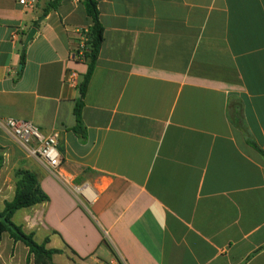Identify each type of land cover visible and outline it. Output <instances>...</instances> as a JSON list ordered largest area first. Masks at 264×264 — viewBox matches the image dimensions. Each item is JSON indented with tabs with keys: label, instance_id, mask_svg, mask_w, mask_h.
Wrapping results in <instances>:
<instances>
[{
	"label": "crops",
	"instance_id": "crops-1",
	"mask_svg": "<svg viewBox=\"0 0 264 264\" xmlns=\"http://www.w3.org/2000/svg\"><path fill=\"white\" fill-rule=\"evenodd\" d=\"M50 1L0 0V119L57 131L68 183L0 125V210L28 169L48 200L12 220L56 264H264V0H97L82 134L72 54L91 19ZM0 264L34 259L2 232Z\"/></svg>",
	"mask_w": 264,
	"mask_h": 264
},
{
	"label": "trees",
	"instance_id": "trees-1",
	"mask_svg": "<svg viewBox=\"0 0 264 264\" xmlns=\"http://www.w3.org/2000/svg\"><path fill=\"white\" fill-rule=\"evenodd\" d=\"M59 0L50 1L44 12H48L57 6ZM87 15L91 19V25L85 30V52L84 61L87 64L82 80L78 83L77 89L79 96L75 101L73 108L75 116V126L73 130L78 133H83V122L81 119V110L83 106V96L87 87L88 81L93 72L98 51L103 40V26L99 20V11L97 0H82ZM3 164V156L0 152V167ZM16 189L14 197L11 200L5 201L2 210H0V234L8 232L13 240H20L33 255L34 264H56L52 261V256L55 253H60V249L47 248L46 243L48 237L41 243L35 241L32 232H25L19 224L13 220V214L16 210L35 205L37 203L48 200V195L42 190L36 175L28 169H17L15 171Z\"/></svg>",
	"mask_w": 264,
	"mask_h": 264
},
{
	"label": "built area",
	"instance_id": "built-area-1",
	"mask_svg": "<svg viewBox=\"0 0 264 264\" xmlns=\"http://www.w3.org/2000/svg\"><path fill=\"white\" fill-rule=\"evenodd\" d=\"M19 3L32 7L35 4V0H19ZM85 40L86 34L83 32L72 57L84 60ZM71 75L75 76L76 73L72 72ZM0 125L12 135L28 156L34 157L45 165L57 179L63 183H68L66 176L61 170V154L57 148L59 136L57 131L44 134L30 121L12 117L0 119ZM74 189L87 201H91L94 197L91 188L85 184L75 185Z\"/></svg>",
	"mask_w": 264,
	"mask_h": 264
},
{
	"label": "water",
	"instance_id": "water-1",
	"mask_svg": "<svg viewBox=\"0 0 264 264\" xmlns=\"http://www.w3.org/2000/svg\"><path fill=\"white\" fill-rule=\"evenodd\" d=\"M35 33V28H31L28 32V35L25 38L24 45L30 40V38L33 36Z\"/></svg>",
	"mask_w": 264,
	"mask_h": 264
},
{
	"label": "rangeland",
	"instance_id": "rangeland-1",
	"mask_svg": "<svg viewBox=\"0 0 264 264\" xmlns=\"http://www.w3.org/2000/svg\"><path fill=\"white\" fill-rule=\"evenodd\" d=\"M24 152V151H23ZM25 153V152H24ZM26 154V153H25ZM65 260V258L64 257H56L55 259H54V261H56V262H63Z\"/></svg>",
	"mask_w": 264,
	"mask_h": 264
}]
</instances>
